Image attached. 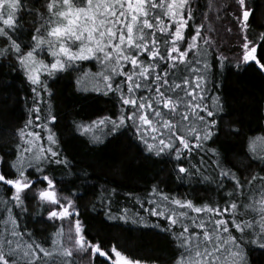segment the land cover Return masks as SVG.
Wrapping results in <instances>:
<instances>
[{"label":"snow or ice","instance_id":"6c2138e0","mask_svg":"<svg viewBox=\"0 0 264 264\" xmlns=\"http://www.w3.org/2000/svg\"><path fill=\"white\" fill-rule=\"evenodd\" d=\"M35 2L0 0V60L12 62V73L22 75L30 91L25 97L26 104L30 100L28 119L15 130L18 142L9 163L14 175L0 170V264H78L89 250L93 261L99 255L109 264H149L115 244L110 255L90 239L79 203L90 191L93 211L115 226L148 227L149 217H155L151 226L176 243L174 264H253L251 254L264 253V135L249 138L250 155L239 170L220 147L209 145L216 143L227 115L217 73L231 62L220 51L214 24L231 15L242 40L234 67L255 62L264 71L257 55L264 31L251 38L256 0H235L231 12L224 0H44L26 7ZM23 12L35 16L34 27L25 28ZM86 61H95L99 70L91 79L85 73L77 85L110 96L118 112L90 123L74 122L77 131L93 144L128 134L148 157L172 161L177 181L214 186L215 199L196 203L153 184L149 195L158 199H148V208L134 197L147 215L128 207L114 210L118 188L100 184L98 173L78 167L52 127L58 116L52 110L51 83ZM12 84L0 79V101L16 102ZM194 153L199 163H192ZM4 160L0 155V163ZM253 163L256 170L243 174ZM121 167L119 160L111 163L114 173ZM29 199L52 222L55 230L48 237L37 238L21 222ZM161 220L167 221L163 227Z\"/></svg>","mask_w":264,"mask_h":264},{"label":"trees","instance_id":"16d2710c","mask_svg":"<svg viewBox=\"0 0 264 264\" xmlns=\"http://www.w3.org/2000/svg\"><path fill=\"white\" fill-rule=\"evenodd\" d=\"M43 2L44 0H36L35 3L26 4V7H38ZM224 2L231 5L229 12L236 8L235 0H224ZM255 6L256 12L251 18V38L264 31V0H256ZM34 19V15L21 13V22L26 29L34 27L32 24ZM214 26L217 29L218 39L222 42L220 51L231 57V62L217 73V78L223 81L221 95L225 101L227 115L223 117L221 133L216 143L210 144L209 147H220L228 154L230 165L239 170L244 168L250 155L247 147L249 138L264 135V71L260 70L255 62L242 65L239 69L234 67L236 53L240 51L238 41L242 42V40L238 34V24L231 15L216 21ZM229 27L233 29L232 33L227 31ZM257 55L264 61V44L258 48ZM11 63L9 60H0V79L13 81L11 91L16 96L15 103L0 101V155L5 156L4 162L0 163V170H4L10 176L14 175V172L10 170L9 163L15 158V145L18 142L15 130L28 119L27 109L30 107V100L27 104L25 102V97L30 96V91L25 86L23 76L12 73ZM98 70L95 61L82 62L76 70L60 74L51 83L54 90L52 110L58 116L52 127L59 136L64 152L78 167L98 173L100 184L118 188L119 194L115 197L114 210L123 207L134 211L141 210V205L134 199L136 196L145 201L143 207L148 208L149 205L146 203L148 199H158L149 195L153 184H158L161 190L171 196L194 199L196 203L215 199L217 193L214 186L207 183L177 181L172 161L164 162L148 157L142 152V146H138L128 134L117 137L106 136L104 143L93 144L89 135L77 131L74 122L90 123L118 112V106L110 96L92 91L91 85H88L89 91H82V86L76 83L83 72L92 75ZM99 128L101 132L107 131L104 126ZM232 129H239V134L237 135ZM8 150L11 151L10 155H6ZM199 159V154L194 153L192 163H199ZM114 160H119L122 164L118 173H114L111 168ZM184 163L185 166L189 165L187 159ZM205 163L209 165L208 171L211 172L208 156H205ZM253 170H256L254 163L251 169L243 174L250 176ZM56 175H60L59 170ZM10 191L9 189L7 195H10ZM128 193L133 194L132 197H128ZM0 194H4L3 188H0ZM93 199L90 191L79 201L82 218L88 224L90 239L93 242L98 240L109 252L111 246L115 244L131 258L146 260L149 264L153 261L156 264H174L178 255L176 243L169 233L151 226L156 220L155 217H149L148 227L115 226L113 222H106L102 214L98 216L93 211L91 204ZM27 206L30 214L27 216L35 223L33 227H27L32 228L34 234L35 230L38 232L35 234L37 238L48 237L55 229L47 221L46 212L41 215L35 199H29ZM141 214L147 215L142 210ZM160 223L163 227L167 221L161 220ZM251 259L253 264H264V253L254 252L251 254ZM87 262V264L106 263L98 255L94 261L92 256L88 255Z\"/></svg>","mask_w":264,"mask_h":264},{"label":"rangeland","instance_id":"374dc122","mask_svg":"<svg viewBox=\"0 0 264 264\" xmlns=\"http://www.w3.org/2000/svg\"><path fill=\"white\" fill-rule=\"evenodd\" d=\"M86 73V72H85ZM84 72L82 73V75L80 76V77H78V79L79 78H81V77H83L84 76V74H85ZM88 78L89 79H91V75H88ZM77 81V80H76ZM88 86V85H87ZM102 128V127H101ZM103 129V128H102ZM38 130V129H37ZM258 147H259V144H258ZM35 202L37 203V201L35 200ZM38 204V203H37ZM27 215H30V214H27ZM21 222L22 223H26L27 224V226H31V227H33L34 225H35V223L33 222V220H32V218L31 217H29V216H25V217H21ZM51 223V225H53L52 224V222H50ZM56 226H58V225H56ZM32 229V228H31ZM36 233H38V232H36V230H35V234ZM39 238H45L44 236L42 237V236H39ZM109 254L110 255H112V253H111V251L109 252ZM88 255H91L90 254V251L87 253V254H85V255H81V256H79L77 259H78V264H87L88 262H87V256ZM99 256V255H98ZM89 264H91L90 262H89ZM104 264H109V263H104Z\"/></svg>","mask_w":264,"mask_h":264},{"label":"water","instance_id":"95a60500","mask_svg":"<svg viewBox=\"0 0 264 264\" xmlns=\"http://www.w3.org/2000/svg\"><path fill=\"white\" fill-rule=\"evenodd\" d=\"M104 262L109 263L106 258L100 257Z\"/></svg>","mask_w":264,"mask_h":264}]
</instances>
